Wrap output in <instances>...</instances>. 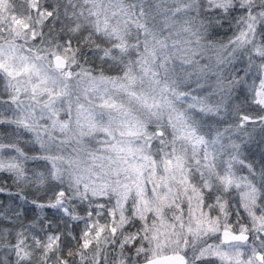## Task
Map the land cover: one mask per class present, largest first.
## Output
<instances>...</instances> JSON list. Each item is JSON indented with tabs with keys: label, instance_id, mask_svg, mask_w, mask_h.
<instances>
[{
	"label": "snow or ice",
	"instance_id": "snow-or-ice-1",
	"mask_svg": "<svg viewBox=\"0 0 264 264\" xmlns=\"http://www.w3.org/2000/svg\"><path fill=\"white\" fill-rule=\"evenodd\" d=\"M0 264H264V0H0Z\"/></svg>",
	"mask_w": 264,
	"mask_h": 264
},
{
	"label": "trees",
	"instance_id": "trees-1",
	"mask_svg": "<svg viewBox=\"0 0 264 264\" xmlns=\"http://www.w3.org/2000/svg\"><path fill=\"white\" fill-rule=\"evenodd\" d=\"M0 199H3L2 197H0Z\"/></svg>",
	"mask_w": 264,
	"mask_h": 264
}]
</instances>
